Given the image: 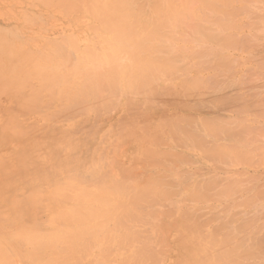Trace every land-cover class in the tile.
<instances>
[{"label":"bare ground","instance_id":"6f19581e","mask_svg":"<svg viewBox=\"0 0 264 264\" xmlns=\"http://www.w3.org/2000/svg\"><path fill=\"white\" fill-rule=\"evenodd\" d=\"M254 6L264 8V0L0 4L6 22L0 25V264H97L117 253L123 264H152L153 243L143 234L146 217L155 226L164 219L178 233L170 264H264L263 244L248 241L252 228L264 227V206L256 207L264 187L255 185L231 211L229 199L255 180L228 181L217 170L245 154L264 158L256 137L264 122V49H254L261 41L255 45L238 31ZM260 9L249 29L263 42ZM64 21L76 30L59 31ZM121 91V120L139 130L124 138L129 144L140 139L150 172L154 167L137 182L101 173L99 150H85L88 141L81 139L87 124L74 119L87 106L99 111ZM156 101L169 112L150 115L159 108ZM52 102L57 108L47 122L74 119L66 127L76 143L59 155L39 156L19 117L44 112V103ZM222 106L237 108L236 119L207 112ZM15 156L25 158L16 162ZM197 156L213 162L217 172L200 165L201 178L183 177L186 164L199 171L193 164L202 163ZM201 201L216 202L218 212L210 210L211 216L208 207L197 208ZM29 206L45 208L51 225L44 230L28 225Z\"/></svg>","mask_w":264,"mask_h":264},{"label":"rangeland","instance_id":"374dc122","mask_svg":"<svg viewBox=\"0 0 264 264\" xmlns=\"http://www.w3.org/2000/svg\"><path fill=\"white\" fill-rule=\"evenodd\" d=\"M11 0H0V4H9ZM237 7L239 6V4L236 5ZM255 8V6L253 7ZM253 15L252 18L250 17L249 14L244 13L241 21H244V24L240 27L239 34L243 35L244 37H247L248 40H252L255 42V45L258 44L259 41H261V46L260 45H256L254 47V49H264V40L262 42V39L260 40L258 37V40L256 38V36H251V34L254 33V24L256 21V19H253V16L257 15L255 13L259 11L260 8L263 7H257L253 10ZM259 8V9H258ZM258 10V11H257ZM262 9H260L261 11ZM262 12V11H261ZM260 13V12H259ZM259 15V14H258ZM214 17V14L212 15ZM262 17V18H261ZM258 18H261L260 21L264 22V8H263V12L261 13V15L258 16ZM253 20V21H251ZM5 20L0 19V25H5L6 22H4ZM247 21V22H246ZM252 23V24H251ZM252 28V30H250L249 28ZM64 30V31H68V30H72L75 31V24L73 22H65L63 23L62 26H59V31ZM251 31L253 33H251ZM250 34V35H249ZM250 36V37H249ZM258 36V35H257ZM264 39V38H263ZM257 40V41H256ZM185 43V48L188 46V44L184 41ZM258 46V47H257ZM184 48V49H185ZM253 49V46L251 47V50ZM257 49V50H258ZM174 52H178L180 51V47L179 46H174ZM248 52V51H247ZM264 53V50L262 51ZM231 53H233L235 56H241L244 57L246 56V53L243 51H236V50H232ZM243 55V56H242ZM255 66V64H254ZM240 68V67H239ZM244 70V69H243ZM250 72V71H248ZM211 74L210 71H208V74ZM122 91L120 93H118V98H116L114 101L110 103H108L106 106H103L99 111H93V109H95L93 106H87L84 110L76 112L74 119L77 120L76 122H86L87 125H85V132L82 134L81 139H86V141H88V147L85 149L87 151H92L93 149H97L99 150V154H100V159L98 160L96 166L100 167V164L102 163L103 166H101V168L103 169V172L101 170V173L105 174H109L115 178H117L119 175L120 178H122L123 176H127L125 179L127 181H134L137 182L139 180H144V178L147 175H150L151 172H153L151 169L150 172V168H152V164H150V162L145 159H147L146 157H142L143 153H142V147H138L139 146V142L138 140L140 139H135L134 142H127L124 138V135L129 132L130 136L134 137L136 134L133 131H139L138 128H132V127H128L126 125H128V122H125L123 120H121V118L123 117V112H125V110L123 111V108L121 106V102H120V98L122 96H125L124 94H121ZM103 96L105 99L107 98V92L104 91L103 92ZM115 97V96H112ZM111 97V98H112ZM114 99V98H113ZM160 103V101H156L155 104H157V106H159V108L157 107V109H153L150 115L154 116L157 114H163V112L168 110V106L165 105V103L163 104H158ZM45 108H42V110H44V112L42 111H32L27 115H22L19 117V121L22 122V125L24 126V124H26L24 133H28V139H26L27 141H30L33 145V150L32 152H34V154H37L39 156L42 155V152L44 151L46 154L45 156L50 157L52 154H56L59 155L64 150H68L67 146L70 145V143L75 144L76 143V136L74 134H72L69 129L66 126L72 125L74 124V119H69L67 120L66 118L63 120H58L55 122H47L46 120V115L48 114H52L56 112V108L57 105L56 103H50V104H46ZM148 107L147 106H142V109L146 110ZM79 110V109H77ZM161 111V112H160ZM159 112V113H158ZM169 112V110L167 111ZM196 111H194L193 113H195ZM209 115H214V116H225L227 117L228 120H233L236 119L237 116V108H230L227 109L225 107H218L215 108L213 110H209L207 111ZM211 112V113H210ZM71 114H73V111L71 112ZM19 122V123H20ZM253 125L258 122H251ZM263 125L262 127L259 129V131L256 133V137L262 145L260 146V148L258 149V153L261 154L264 152V122H262ZM261 126V125H260ZM259 126V127H260ZM80 129H82V127H80ZM83 130V129H82ZM81 133V132H80ZM122 137V138H121ZM24 138V137H23ZM124 138V140H123ZM122 139V140H121ZM117 140H119V142L116 144ZM83 141V140H81ZM224 143V145H228L227 143H229V141H222ZM36 144V145H35ZM116 144V145H115ZM40 146L41 147V151L36 153V147ZM163 148V146H162ZM163 150V149H162ZM21 149H18V152L20 153ZM196 156V154H195ZM15 160L16 162H19L20 159L25 158L22 156H15ZM144 158V160H143ZM200 163H204V165L198 164V163H193L195 165V168H198L200 165V167H204L205 165H210L211 168H207V166H205L203 168H198L199 171L197 170V172L194 169V166H192L191 163V167L189 166V164L185 165L184 169V173H182L183 177L185 176H190V178H193L194 176L200 177V173L204 170V171H210L211 169H213L216 166H213L214 163L209 160L206 159H200V158H204V157H198ZM264 158L258 159L257 156L254 155H250V157H248V154L243 155V158L240 159V161L238 162H234V161H230L229 162V166L225 169V168H218V174H220L222 176V178L230 181L231 177H235L237 178L238 176H244V177H253L254 178V183L249 184V185H244L243 188L240 190V193L236 196L233 197V199H229L228 204L232 205L233 207L230 209L231 211L234 209H237L240 206V204H236L238 203V201L240 199H242V197H248L249 193L251 191H255V185H260L261 187H264V160H262ZM143 160V161H142ZM262 160V161H261ZM112 161V162H111ZM198 160L196 162H199ZM206 161V162H205ZM108 166L109 169L106 168V165ZM109 162L112 164L110 165ZM146 162V163H144ZM143 163V164H142ZM150 164V165H148ZM198 164V165H196ZM112 166V169L110 168ZM124 166H130L128 171V168H124ZM164 166V165H163ZM197 166V167H196ZM171 167V166H170ZM181 167V165L179 166ZM177 166H173V169H177L179 171L180 168ZM190 167V168H189ZM213 167V168H212ZM133 168V169H132ZM125 169L126 174L123 172V170ZM190 169V171L188 170ZM202 171H201V170ZM214 169L211 171L213 172ZM216 171V170H215ZM214 171V172H215ZM217 172V171H216ZM124 173V174H122ZM198 173V174H197ZM100 174V173H99ZM97 174V175H99ZM181 175V172L178 173L177 175ZM197 175V176H196ZM99 176H102L101 174ZM193 176V177H192ZM179 177V176H177ZM202 177V176H201ZM200 177V178H201ZM89 176H86V179H88ZM260 184H259V183ZM264 189V188H263ZM264 192V190H263ZM262 199V196L260 198V201ZM175 200H178L177 197L175 198ZM259 201V202H260ZM171 203L175 202L174 199H172L170 201ZM169 202V203H170ZM210 203V202H209ZM206 201H201L198 203L197 208H201V207H208V214L212 216V214L210 213V210L216 211L218 212V210L215 208L217 205L216 202H213L211 205ZM160 206V205H159ZM162 206V205H161ZM262 206V207H261ZM264 206V198L262 199L261 203H259L258 206H256L257 208L261 207L263 208ZM162 209V207H159ZM174 207H171V209ZM258 208V209H259ZM177 206L175 207V210H177ZM256 208H254L252 211H255ZM257 210V209H256ZM260 210H264L260 209ZM26 211L29 215V217H25V219L27 220V224L30 225L33 228H39V230H44L46 228H48L51 223H50V218L48 215V212L45 208H33L31 206L26 208ZM246 212V211H245ZM242 215L244 216L245 214H248V210L247 212ZM264 213V212H263ZM262 216V215H261ZM264 216V215H263ZM262 219V218H261ZM160 223L155 226L154 224V220H150L149 217L143 218V234L146 238L150 239L151 242L153 243V249H152V255L154 258V262L152 264H170L171 262V258L174 255V250L171 247V243L173 242V240L177 239V237H175L176 234H178L177 232H174V229L168 228L166 225L167 223L165 222V220L163 219H157ZM163 222V223H162ZM162 223V224H161ZM213 223V222H212ZM210 223V228H212V225L214 226V224ZM3 223H1L2 225ZM173 228V227H172ZM248 234L250 235V239L248 241H250L251 243H259V244H263L264 246V227L261 228V230L257 229V228H252L251 232H248ZM261 237H263V240H261ZM253 241V242H252ZM8 242H11V239L8 240ZM170 244V245H169ZM90 255L93 254V251H89L87 252ZM100 262V261H99ZM97 262V264H123V262L121 261V259L118 257V253L113 256L112 258H109L108 260L104 259L103 261H101V263Z\"/></svg>","mask_w":264,"mask_h":264}]
</instances>
